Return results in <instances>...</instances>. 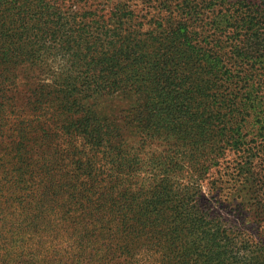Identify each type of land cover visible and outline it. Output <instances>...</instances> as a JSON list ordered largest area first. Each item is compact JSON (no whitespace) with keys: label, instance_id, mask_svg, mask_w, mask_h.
I'll return each instance as SVG.
<instances>
[{"label":"trees","instance_id":"trees-1","mask_svg":"<svg viewBox=\"0 0 264 264\" xmlns=\"http://www.w3.org/2000/svg\"><path fill=\"white\" fill-rule=\"evenodd\" d=\"M106 2L0 0V264H264V146L232 139L223 172L254 243L211 216L199 172L225 156L218 72L237 61L261 77L246 96L264 88V12ZM114 96L120 117L101 118L94 99Z\"/></svg>","mask_w":264,"mask_h":264},{"label":"rangeland","instance_id":"rangeland-1","mask_svg":"<svg viewBox=\"0 0 264 264\" xmlns=\"http://www.w3.org/2000/svg\"><path fill=\"white\" fill-rule=\"evenodd\" d=\"M95 2L93 3L94 7L99 3L97 1ZM141 2L143 3V0H107L105 7L102 6V3L101 7L109 10L113 5L120 6V8H124L126 6L129 7L131 5V8L135 11H139V9L142 8ZM237 2L240 4L244 3L246 5L252 4L254 7L264 12V0H196V3L193 4V6L199 8L200 20L209 21L212 17V13L209 9H204L205 7L214 9V7L219 8L220 6L225 9L231 8V10H235L233 5ZM150 6L156 7L150 11L151 14H157L159 11L157 6H159V8H164V0H155V2ZM163 13L164 11L162 14ZM139 15H141V13ZM149 18H152V16H149ZM203 28L205 30H200L198 28L195 36L207 44L211 42L209 47L214 45V48L211 50L214 51L216 55L223 58H229L230 48L225 47V42H228L227 34L222 35L218 32L214 33L213 29L209 30L206 27ZM216 45L221 46V48H215ZM229 62L230 64L227 65L225 69H221L218 72L216 76L217 88L215 90L216 100H218L220 105L223 106L226 111H230V114H228L225 118L226 124H221L215 129L218 130L215 133V136L220 137L219 128L224 126L226 127V149L221 150L225 155L223 156L224 160L221 159L219 161L220 166L218 168H210L207 167L208 165L206 162L202 163L200 165L201 170L199 172L204 182L202 187V192L205 196L204 198L205 200H209L211 202V216H221V220L225 223L224 225L229 228L228 233H230L232 238L239 234L237 238H235L236 240L241 238L249 243H254L257 241L256 234L248 222L238 216L235 209V204L238 202V198L237 196L235 197V194L229 193L230 183L227 182L226 176H223V172L226 166L232 167L236 160V156H234L235 154H233L231 150V145L233 144L231 142L232 139L242 144L253 143L259 146V148L264 146V88L261 92H257L256 97H247L244 93L245 90L250 89L251 86L259 85L261 77L247 76L248 78H244V73L249 75L246 65H242L237 61ZM258 74L259 73H255V75ZM118 101H120V96H114L112 98L96 97L94 99L95 109L103 119L111 120L113 119L112 115L120 117V115H117V110L120 109L111 107ZM129 101H132V99H129ZM124 104L125 102L121 104V107L124 106ZM215 148H217V145ZM216 151H218V149H216ZM228 172L231 173L232 171L229 170ZM218 176H223L221 182L218 181ZM182 178L184 180H188L189 174L184 173ZM194 179L195 180L192 181L201 180L195 177ZM211 180H215V182H217V189H213L212 199L207 194V187L205 185ZM184 183L188 182L184 181ZM261 229L263 232L262 245H264V223L262 224ZM142 260L145 259L142 258Z\"/></svg>","mask_w":264,"mask_h":264}]
</instances>
